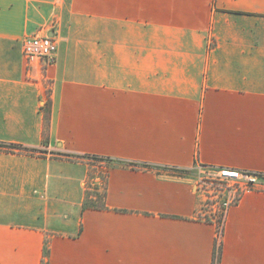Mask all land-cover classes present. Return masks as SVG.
Listing matches in <instances>:
<instances>
[{
  "label": "crops",
  "instance_id": "crops-1",
  "mask_svg": "<svg viewBox=\"0 0 264 264\" xmlns=\"http://www.w3.org/2000/svg\"><path fill=\"white\" fill-rule=\"evenodd\" d=\"M35 35L56 64H28ZM0 144V264H213L196 180L156 168L264 173V0H0ZM222 242L264 264V193Z\"/></svg>",
  "mask_w": 264,
  "mask_h": 264
},
{
  "label": "built area",
  "instance_id": "built-area-1",
  "mask_svg": "<svg viewBox=\"0 0 264 264\" xmlns=\"http://www.w3.org/2000/svg\"><path fill=\"white\" fill-rule=\"evenodd\" d=\"M23 55L29 65L43 63L46 66L56 64L58 59V45L55 38L48 35H35L26 38L23 42ZM195 170L200 174V179L196 184V190L202 196L206 197L204 204L209 203L217 206L225 216L221 226V233L218 230V239L223 236V230L228 213L238 203V194H234L230 190V184L245 182L254 184L257 182L258 172L241 171L236 169L222 168L219 166L197 165ZM203 212V210H202ZM202 214V213H201ZM203 215V214H202ZM204 217V215H203ZM208 221V219L204 218ZM215 220L212 219L211 222ZM216 224V223H215Z\"/></svg>",
  "mask_w": 264,
  "mask_h": 264
},
{
  "label": "rangeland",
  "instance_id": "rangeland-1",
  "mask_svg": "<svg viewBox=\"0 0 264 264\" xmlns=\"http://www.w3.org/2000/svg\"><path fill=\"white\" fill-rule=\"evenodd\" d=\"M83 159H85L86 162L89 164L91 178L99 177L102 181H105L107 173L110 172L111 169L118 167V166L126 165L120 161H109L106 159H98L94 157H85ZM156 170L161 171V172H173L172 170H168L167 168H156ZM186 172L188 173V175L187 173H184V174H180V176H188L190 178H193L196 180V184H197V182L200 179L199 172L197 170H192V172L190 171H186ZM175 175H179V174H175ZM103 188L104 187H102L100 191L91 192L93 196H95L96 194L95 197H97L96 200L98 204H101L100 202L103 200V197H104ZM229 189L232 190L234 194L239 195L238 203L235 206H233L234 208L238 206L241 203V201L245 198V196L248 195L249 193L251 192L264 193V178H261L260 176H258L257 182L254 184H247L245 182H238V183H233V184L231 183ZM204 200H206V197L205 198L203 197L202 214L204 215V217L203 215L202 217L208 219V221H212V219H214L215 220L214 222L219 227V228L217 227L219 229V233H221L220 229L224 222L225 216L223 218V213L218 206H217V209L216 207H213L214 204L212 203L211 204L209 203V205L207 206L206 204H204L205 203ZM93 204H95L94 201H93ZM228 215H227V218H228ZM227 218H226V221H227ZM221 242H222V237H219L217 241V245H220Z\"/></svg>",
  "mask_w": 264,
  "mask_h": 264
},
{
  "label": "trees",
  "instance_id": "trees-1",
  "mask_svg": "<svg viewBox=\"0 0 264 264\" xmlns=\"http://www.w3.org/2000/svg\"><path fill=\"white\" fill-rule=\"evenodd\" d=\"M0 148H4V149H19V150H22L21 148H19V146L17 145H4V144H0ZM94 158H98V159H106V160H109V161H117V160H114L112 158H104V157H98V156H93ZM126 165H129L133 168H136V164H132V163H124ZM143 167H147V166H143ZM168 170H170L169 168H167ZM172 171L176 174H184V173H187L185 170H175V169H172ZM261 178H264V173H260L259 175ZM222 261V242L220 245H217L216 246V250H215V254H214V260H213V264H220Z\"/></svg>",
  "mask_w": 264,
  "mask_h": 264
}]
</instances>
